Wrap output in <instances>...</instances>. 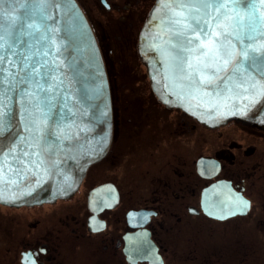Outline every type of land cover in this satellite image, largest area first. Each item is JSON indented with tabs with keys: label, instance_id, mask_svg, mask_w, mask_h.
Instances as JSON below:
<instances>
[{
	"label": "flooded vegetation",
	"instance_id": "flooded-vegetation-1",
	"mask_svg": "<svg viewBox=\"0 0 264 264\" xmlns=\"http://www.w3.org/2000/svg\"><path fill=\"white\" fill-rule=\"evenodd\" d=\"M76 1L108 75L111 147L72 198L0 203V264H264V129L159 100L139 53L156 0Z\"/></svg>",
	"mask_w": 264,
	"mask_h": 264
},
{
	"label": "snow or ice",
	"instance_id": "snow-or-ice-1",
	"mask_svg": "<svg viewBox=\"0 0 264 264\" xmlns=\"http://www.w3.org/2000/svg\"><path fill=\"white\" fill-rule=\"evenodd\" d=\"M5 2L14 6L5 9ZM259 4L264 8V0ZM58 6V0H0V138L16 115L24 133L0 153L5 161L55 163L69 138L63 121L72 112L49 23ZM163 7L173 70L190 88L212 87L217 97L242 89L249 103L264 96V11L254 0H165Z\"/></svg>",
	"mask_w": 264,
	"mask_h": 264
},
{
	"label": "water",
	"instance_id": "water-1",
	"mask_svg": "<svg viewBox=\"0 0 264 264\" xmlns=\"http://www.w3.org/2000/svg\"><path fill=\"white\" fill-rule=\"evenodd\" d=\"M164 2L156 0L139 42L141 60L147 67L159 100L169 108L187 112L209 127L239 121L264 129V96L249 103L240 89L217 97L212 87L199 91L190 88L173 70L164 24ZM254 3L258 12L264 11L259 0ZM58 4L49 23L56 29L52 49L56 63L60 65L58 76L63 80L68 107L74 114H69L63 121L64 132L69 138L64 141V150L52 158L55 163L46 160L43 166L30 164L27 159L24 165H20L11 156L5 161L0 154L2 204L34 206L72 198L88 169L102 160L111 147L112 103L99 44L76 0H58ZM13 6L8 2L3 5L5 9ZM204 91L212 94L205 95ZM14 111H20L19 105H14ZM17 134L24 135L19 115L13 121L11 132L0 138V153L8 151ZM222 211L207 209L209 216L216 219L222 218V214L231 216L239 212L238 209Z\"/></svg>",
	"mask_w": 264,
	"mask_h": 264
},
{
	"label": "rangeland",
	"instance_id": "rangeland-1",
	"mask_svg": "<svg viewBox=\"0 0 264 264\" xmlns=\"http://www.w3.org/2000/svg\"><path fill=\"white\" fill-rule=\"evenodd\" d=\"M136 70H137L138 83H140V85L141 84L142 85L139 88L135 87V90H136L135 93H137V94H146V93H148V87H147L148 85L146 84L147 82L144 79V75H143L144 71L141 68L138 69V67H136Z\"/></svg>",
	"mask_w": 264,
	"mask_h": 264
}]
</instances>
